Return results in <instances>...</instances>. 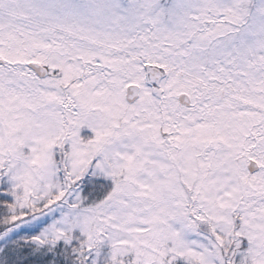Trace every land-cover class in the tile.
Returning a JSON list of instances; mask_svg holds the SVG:
<instances>
[{
    "label": "snow or ice",
    "instance_id": "obj_1",
    "mask_svg": "<svg viewBox=\"0 0 264 264\" xmlns=\"http://www.w3.org/2000/svg\"><path fill=\"white\" fill-rule=\"evenodd\" d=\"M0 264H264V0H0Z\"/></svg>",
    "mask_w": 264,
    "mask_h": 264
}]
</instances>
